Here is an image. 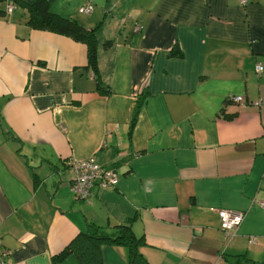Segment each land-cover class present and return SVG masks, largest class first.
Segmentation results:
<instances>
[{
    "label": "crops",
    "instance_id": "obj_1",
    "mask_svg": "<svg viewBox=\"0 0 264 264\" xmlns=\"http://www.w3.org/2000/svg\"><path fill=\"white\" fill-rule=\"evenodd\" d=\"M11 1L0 0L6 264H80L51 257L88 222L109 237L129 225L143 264H264V0H48L94 32L96 78L85 43L29 27ZM88 158L116 183L74 199L70 163ZM215 209L244 213L234 235ZM101 264H129L127 248L105 243Z\"/></svg>",
    "mask_w": 264,
    "mask_h": 264
},
{
    "label": "trees",
    "instance_id": "obj_2",
    "mask_svg": "<svg viewBox=\"0 0 264 264\" xmlns=\"http://www.w3.org/2000/svg\"><path fill=\"white\" fill-rule=\"evenodd\" d=\"M8 4L23 9L21 17L29 27L62 34L69 36L76 41L85 43L88 53L87 68L91 70L95 77L97 69L96 40L92 30L84 28L73 19L53 13L50 10L48 0H32L31 3L12 0L11 3ZM0 17H5V11H0ZM108 44L109 42L106 43V45ZM169 55L172 57H181L182 53L179 49H172ZM97 88L104 94L108 93V89L101 87L99 81H97ZM228 100L231 101L230 98H228ZM140 105L141 101H138V106L134 111L129 126L130 131L134 126ZM117 227V235L109 237L101 232V227L88 222L84 231H79V233H77L59 253L53 255L51 258L54 262H57L67 255L73 254L76 256L80 264H101L102 245L105 243H111L124 244L127 246L129 251V264H143L141 261V255L138 252V246L142 243L140 242V238L138 239L133 235L129 225L120 224Z\"/></svg>",
    "mask_w": 264,
    "mask_h": 264
},
{
    "label": "built area",
    "instance_id": "obj_3",
    "mask_svg": "<svg viewBox=\"0 0 264 264\" xmlns=\"http://www.w3.org/2000/svg\"><path fill=\"white\" fill-rule=\"evenodd\" d=\"M240 3H246V0H239ZM13 9L12 4L7 5V12H11ZM91 10V6L85 5L79 8V12L88 13ZM138 27L135 28L137 30ZM262 65L256 63L255 71L260 73L262 71ZM231 101L236 103H243V97L241 95H235L229 97ZM264 103V99L254 101V104L260 105ZM72 170V176L69 184V189L74 199H88L92 193L93 186H97L99 189H106L112 187L116 183L117 174L114 168L102 167L94 163L92 158L84 160H72L70 163ZM264 207V202L259 203ZM218 216L219 227L224 234L229 237L234 235L236 229L241 224L244 213L241 211L227 210V209H215ZM9 252L4 249H0V264H6V259Z\"/></svg>",
    "mask_w": 264,
    "mask_h": 264
},
{
    "label": "rangeland",
    "instance_id": "obj_4",
    "mask_svg": "<svg viewBox=\"0 0 264 264\" xmlns=\"http://www.w3.org/2000/svg\"><path fill=\"white\" fill-rule=\"evenodd\" d=\"M69 192H70V194L72 195V193H71L70 189H69ZM120 245H122V246H125V247L127 248V246H126V245H124V244H120ZM127 251H128V248H127ZM128 256H129V251H128Z\"/></svg>",
    "mask_w": 264,
    "mask_h": 264
}]
</instances>
